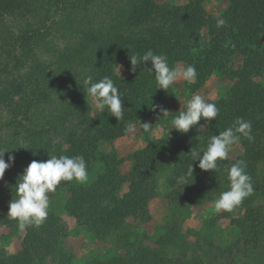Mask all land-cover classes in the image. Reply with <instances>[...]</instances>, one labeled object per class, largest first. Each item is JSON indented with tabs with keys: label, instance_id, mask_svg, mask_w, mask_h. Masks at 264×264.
<instances>
[{
	"label": "trees",
	"instance_id": "16d2710c",
	"mask_svg": "<svg viewBox=\"0 0 264 264\" xmlns=\"http://www.w3.org/2000/svg\"><path fill=\"white\" fill-rule=\"evenodd\" d=\"M205 1L155 6L153 0H0V148L10 150L5 158L12 154L20 165L52 155H83L88 173L95 162L103 164L104 171L91 185L61 181L56 188L69 191L66 211L99 237L108 236L129 217L143 223L150 219L152 192L147 182L154 173L168 169V182L174 194H179L185 187L198 188L213 178L221 181L227 166L243 160L253 193L240 204L243 217L232 222L245 233L252 231L257 217L258 228L253 229L251 242L262 240L260 247H264L263 215L253 206L254 192L264 195V86L256 81L264 70V0H226L221 27L207 13ZM203 29H207V39L201 34ZM70 37L73 39L62 50L52 44L54 38ZM149 49L165 55L170 68L176 63L194 65L197 77L193 88L202 86L215 70L232 82L223 97L211 102L219 108L218 116L210 124L202 118L209 137L231 126L237 117L252 125L254 140L241 136L238 141L244 149L241 156L221 161L216 171H204L194 164L187 185L178 184L177 178L192 163L191 150L206 146L195 126L171 140L148 142L133 155L134 168L127 175L119 171L115 157L99 149L101 142L123 136L131 123L143 130L142 123L151 115L162 118L151 104L166 109L162 98L172 94V87L157 89L144 66L135 73L129 70L124 77L115 70L117 65L130 69L129 58ZM235 53L242 56L238 66L232 62ZM147 67H151L150 62ZM88 74L94 80L104 76L114 80L123 97L122 119L117 120L107 109L91 115L86 90L81 86L82 77ZM4 131L8 138L2 143ZM124 182L129 183L128 191L119 195L113 189ZM7 212L0 209V224H18ZM64 233L61 219L48 212L43 224L26 228L20 252H0V264H47L52 253L67 263L60 245ZM176 240L182 241L175 232H168L156 242L179 246ZM182 242L180 246H189ZM164 261L142 246L126 255L88 264ZM181 264H205V260L191 257Z\"/></svg>",
	"mask_w": 264,
	"mask_h": 264
},
{
	"label": "rangeland",
	"instance_id": "374dc122",
	"mask_svg": "<svg viewBox=\"0 0 264 264\" xmlns=\"http://www.w3.org/2000/svg\"><path fill=\"white\" fill-rule=\"evenodd\" d=\"M190 0H153L155 6L163 4L183 5ZM207 13L211 15L216 23L217 20L225 21V10L228 6L226 0H206L203 4ZM96 26V23L92 24ZM201 34L207 39V29H203ZM73 38L60 40L54 38L52 44H55L58 50L71 42ZM263 51H264V36ZM234 66L242 62V56L235 53L232 57ZM185 66L184 63H176ZM116 72L124 77L129 72V68L117 65ZM120 71V72H119ZM256 81L264 86V70ZM193 83H187L178 80L172 87V94L162 98L166 110L169 113L161 118L151 115L146 123L151 126V130L144 131L137 123H131L129 128L135 131L126 133L112 142H101L99 149L115 157L119 161V171L127 175L134 168L133 155L142 151L148 142L154 140H171L181 134L175 129H170L169 121L179 110L186 107V102L191 99L193 94H200L208 100L214 102L223 97L232 85L224 75L218 71H213L209 78L199 88H193ZM90 105L91 115L99 112L92 102V99L86 96ZM194 127V126H193ZM197 132L201 135L203 141L207 142L209 138L204 121L201 119L195 126ZM1 129V128H0ZM193 130V128H192ZM2 143L8 138L7 131L2 132ZM244 152L243 147L238 142L232 146L227 159L233 161ZM7 162V158H5ZM221 161H218V165ZM28 164L20 165L16 160L13 165L6 170L3 179H0V209L8 210L9 201L15 195L14 185L18 175ZM104 171L103 164L95 162L93 170L88 173V180L85 183L72 181L75 185H91ZM169 170L154 173L147 182V189L152 192V197L148 202L150 219L147 222H139L133 217L126 219L122 226H119L106 237H99L87 228L79 224L73 216L65 209L66 199L69 196L67 189L55 190L50 192V206L48 212L59 217L65 225V233L61 237L60 245L67 256V263L52 253L47 258V264H88L95 261H105L118 256L126 255L128 250L134 251L142 246L149 247L152 251L158 253L163 258L164 264H181L191 257H201L205 264H264V247L262 240L252 243V234L255 227L258 228L257 217L251 230L242 233L241 229L233 224L232 219L243 217L244 208L237 206L231 212L215 211V200L218 194L228 189L226 175L219 178L206 181L205 185L198 188L185 187L179 194H174L168 182ZM128 182L121 184L120 188H109L118 192L119 195L128 191ZM221 188L220 191L217 189ZM253 206L255 210H260L264 219V195L261 192H254ZM251 229V228H245ZM174 233L186 242L189 246L183 245V242L176 240L175 244L158 245L156 241L167 235ZM25 230H20L18 224L7 226L0 224V252L5 254H16L23 248V239ZM59 257V256H58Z\"/></svg>",
	"mask_w": 264,
	"mask_h": 264
},
{
	"label": "clouds",
	"instance_id": "9594fccd",
	"mask_svg": "<svg viewBox=\"0 0 264 264\" xmlns=\"http://www.w3.org/2000/svg\"><path fill=\"white\" fill-rule=\"evenodd\" d=\"M224 23L223 19L217 20V27L223 26ZM129 59L130 71L135 73L138 67L144 66L143 69L154 77L157 89L167 91L178 80L192 83L197 77L194 65H178L170 68L168 58L163 54H156L151 49L143 54H133ZM149 62L151 67H147ZM81 86L86 90L85 94L92 99L97 110L103 112L107 109L111 116L116 117L117 120L123 118L125 112L123 97L111 77L104 76L99 80H94L92 75H84ZM151 108L153 111L159 109L162 118L169 113L160 105L151 104ZM218 114L219 108L215 103L208 102L200 94H193L191 99L186 102V107L179 110L178 115L169 121L170 129L188 133L193 126L198 125L202 118L206 124H210ZM142 127L144 131L151 130L148 123H142ZM128 131L132 132L135 129L129 128ZM241 136L249 141L254 140L251 122L237 117L231 126L209 137L203 149L191 150L192 163L187 172L177 178V183L187 185L188 178L193 176L194 164L204 171L218 170V161L228 158L232 146L241 139ZM9 151L6 148H0V179H3L6 170L15 161V156L9 154L6 162L5 153ZM49 157L47 160L31 161L16 179L15 195L9 201L7 215L17 221L18 227L22 231L30 226H39L44 223L50 206L48 194L55 192L61 181L75 180L85 183L88 180V166L83 155H52ZM224 171L228 189L218 194L215 200L216 212H231L253 193V184L251 177L246 172L245 161L237 160L227 166Z\"/></svg>",
	"mask_w": 264,
	"mask_h": 264
}]
</instances>
